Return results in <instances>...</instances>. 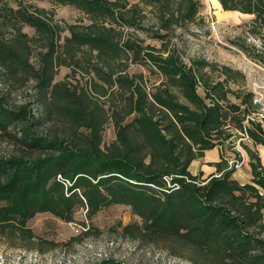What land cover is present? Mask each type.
<instances>
[{
  "label": "trees",
  "instance_id": "trees-1",
  "mask_svg": "<svg viewBox=\"0 0 264 264\" xmlns=\"http://www.w3.org/2000/svg\"><path fill=\"white\" fill-rule=\"evenodd\" d=\"M49 1L75 8L87 23H61L53 9L23 1L17 8L0 2V70L8 79L35 81L41 109L36 115L27 105L10 108L0 96V132L20 147L0 155V235L32 241L28 222L37 214L67 221L82 208L92 219L125 205L140 219L124 227L127 237L188 249L185 258L195 264H264L261 157L245 148L252 179L244 184L232 179L236 169L224 156L206 178L190 171L194 161L231 138L227 116L241 130L254 112L253 93L228 85L237 76L245 81L240 71L201 58L187 62L172 44L177 29L202 20L201 1ZM219 2L224 11L253 15L254 31L264 30V0ZM137 31L160 47L145 45ZM134 61L164 80L149 88L143 74L129 73ZM63 62L74 75H92L90 82H56ZM218 69L224 79L212 80L209 71ZM230 94L240 103L231 102ZM109 121L116 139L103 146ZM46 122L55 131L38 133ZM248 134L264 147V127L254 124Z\"/></svg>",
  "mask_w": 264,
  "mask_h": 264
},
{
  "label": "rangeland",
  "instance_id": "rangeland-1",
  "mask_svg": "<svg viewBox=\"0 0 264 264\" xmlns=\"http://www.w3.org/2000/svg\"><path fill=\"white\" fill-rule=\"evenodd\" d=\"M3 1L13 8H17L19 1H23L47 10L53 9L55 20L61 23L75 24L78 21L87 23L83 14L75 8L53 5L49 0ZM200 1L203 7L199 19L202 20L189 24L187 28L177 29L173 34L172 44L175 43L186 55L187 62L192 57L201 58L240 71L245 76V81H242L240 76L236 77V82L230 81L228 85L233 91H239L240 86L250 90L254 82L264 89V30L254 31V16L224 11L217 7L214 0ZM146 21L151 25L152 16L149 15ZM24 30L30 36L34 35V30L30 27H25ZM135 34L145 40V45L160 47L161 43L148 38L146 32L137 31ZM63 35L69 33L65 32ZM129 73L143 74L149 88L164 80L160 74L151 72L149 66L135 61L130 63ZM208 74L215 81L224 79L219 69L209 71ZM92 77L84 73L74 75L71 66L63 62L55 81L69 80L73 83L79 81L80 85L85 87ZM198 92L204 96L202 88H199ZM0 96L3 97L7 107L16 109L27 105L32 108L34 114H41L38 102L39 90L33 80L24 82L8 79L4 76L3 70H0ZM229 99L233 103H240L234 94H230ZM108 106L109 103L106 104V109ZM227 121L226 133L232 136L222 140L219 147L220 158L221 156L227 158L229 166L236 169L232 177L234 181L240 184L249 183L252 174L249 166L250 157L245 148L248 147L257 153L264 165V147L243 137L239 133L236 119L227 116ZM51 124L52 122L44 123L38 127L37 132L41 134L54 132L55 127L53 128ZM17 130L18 127L13 129L12 135H15ZM115 139L114 123L109 121L103 133V146L109 145ZM18 151H20L18 142L0 132V155L7 156ZM236 162H240L241 166L235 167ZM212 164L213 162H197L191 171L197 175L202 172L200 171L202 165L212 167ZM213 168L212 171H215ZM210 175L204 173L202 178ZM139 222L140 219L131 212L130 207L125 205L108 207L99 211L92 219L86 217V211L82 208L67 221L60 220L51 213H40L28 222V227L35 235L32 241L22 240L19 236L16 239L0 235V264H101L109 260L122 264H195L185 258L191 254L188 249L171 248L170 250L169 247L172 246L170 243L143 242L123 234L124 227Z\"/></svg>",
  "mask_w": 264,
  "mask_h": 264
},
{
  "label": "built area",
  "instance_id": "built-area-1",
  "mask_svg": "<svg viewBox=\"0 0 264 264\" xmlns=\"http://www.w3.org/2000/svg\"><path fill=\"white\" fill-rule=\"evenodd\" d=\"M249 91L254 95L252 101L254 112L247 114L243 127L239 132L243 137L248 139H250L248 131L253 129L254 124H260L261 127H264V89L257 82H254ZM240 166L241 163L236 162L235 167Z\"/></svg>",
  "mask_w": 264,
  "mask_h": 264
},
{
  "label": "crops",
  "instance_id": "crops-1",
  "mask_svg": "<svg viewBox=\"0 0 264 264\" xmlns=\"http://www.w3.org/2000/svg\"><path fill=\"white\" fill-rule=\"evenodd\" d=\"M219 161H220V151H219V148L217 147V148H215V149H213L211 151H207L203 158H200V159L194 161L192 163L191 167H190V171L193 168V165L195 163H197V162H200V163L201 162H204V163L213 162V164H215V163H217ZM213 164H212V167H214ZM212 167H208L206 165H202L200 171H202L204 173H207L209 175V174H212L213 172H215V171H212V169H211ZM213 170H215V167L213 168Z\"/></svg>",
  "mask_w": 264,
  "mask_h": 264
},
{
  "label": "bare ground",
  "instance_id": "bare-ground-1",
  "mask_svg": "<svg viewBox=\"0 0 264 264\" xmlns=\"http://www.w3.org/2000/svg\"><path fill=\"white\" fill-rule=\"evenodd\" d=\"M214 1H215V3H216L217 7L222 8V6H221L219 0H214ZM233 12H235V13H239L240 15H243V16H250L249 14H243V13H240V12H238V11H233Z\"/></svg>",
  "mask_w": 264,
  "mask_h": 264
}]
</instances>
